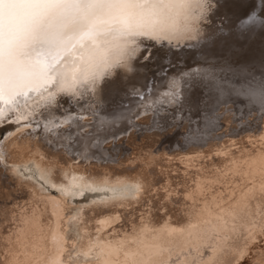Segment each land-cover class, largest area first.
<instances>
[{
  "label": "bare ground",
  "instance_id": "1",
  "mask_svg": "<svg viewBox=\"0 0 264 264\" xmlns=\"http://www.w3.org/2000/svg\"><path fill=\"white\" fill-rule=\"evenodd\" d=\"M244 4L212 0L193 23L195 33L173 39L170 66L154 49L149 68L165 72L146 91L138 57L101 85L107 102L135 84L147 101H164L154 112L108 130L86 112L87 104L61 99L60 112L74 108L73 116L86 115V129L94 126L83 131L84 143L107 138L99 149L81 155L79 141L71 151L51 147L27 139L26 128L3 141L11 147L9 168L0 169V264H264V112L230 93L217 104L211 91L202 102L211 82L195 75L211 69L233 84L264 76V34L238 31ZM188 22L181 16L177 26ZM125 72L132 79L121 80ZM173 76L181 79L180 104L164 95ZM139 103L133 98L134 111ZM160 108L169 115L157 119L175 125L164 133L152 124ZM96 111L111 119L103 107ZM177 111L179 119L171 121Z\"/></svg>",
  "mask_w": 264,
  "mask_h": 264
},
{
  "label": "snow or ice",
  "instance_id": "2",
  "mask_svg": "<svg viewBox=\"0 0 264 264\" xmlns=\"http://www.w3.org/2000/svg\"><path fill=\"white\" fill-rule=\"evenodd\" d=\"M211 4L212 0H0V169L7 171L6 161L10 159L6 152L11 146L3 141L25 128L27 139L39 138L55 148L71 151L72 145L79 141L81 155L108 143L107 138L101 141L99 137L84 143L80 137L87 130L83 125L87 117L83 113L73 116L74 108L60 112L63 98L69 104L75 101L81 108L87 104L86 112L108 130L121 121L131 122L154 112L164 101H147L135 84L131 90L127 86L122 92L116 90L107 102L101 99V85L115 76V69L126 67L128 60L138 57L136 71L146 77V91L148 83L155 76H163L165 67L171 65L169 52L175 46L173 39L183 32L195 33L193 23L205 17ZM244 7L238 31L251 36L264 34V0L259 4L256 0L250 3L245 0ZM181 16L189 21L182 29L177 26ZM154 49L163 53L161 64L168 62L165 67L149 68L157 58ZM150 71L152 76L147 75ZM195 75L211 82L203 86L202 102L211 91L217 93V104L230 93L243 97L248 105H258L264 112V76L233 84L217 79L211 69L197 71ZM124 78L132 79L127 72L121 80ZM166 86L170 89L164 94L169 97L167 103L180 104L181 79L173 76ZM133 98L140 100L135 111ZM101 107L110 120L96 111ZM163 111L160 108L156 116ZM172 119H179L178 111L172 114ZM152 124L162 133L175 126L166 118H154ZM64 125L68 126L66 131L61 130ZM134 187L139 190L140 185ZM88 188L108 190L91 185ZM239 255L244 256L245 252Z\"/></svg>",
  "mask_w": 264,
  "mask_h": 264
},
{
  "label": "rangeland",
  "instance_id": "3",
  "mask_svg": "<svg viewBox=\"0 0 264 264\" xmlns=\"http://www.w3.org/2000/svg\"><path fill=\"white\" fill-rule=\"evenodd\" d=\"M259 64H261V65L263 64V66H264V61L261 62V63H259ZM257 65H258V64H257ZM257 65H256V69L259 67V65H258V66H257ZM261 65H260V66H261ZM254 67H255V66H254ZM256 69H255V70H256ZM259 69H261V68H259ZM257 70H258V69H257ZM261 70H262V69H261ZM261 70H260V71H261ZM263 70H264V68H263ZM263 70H262V71H263ZM166 114H167V115H166ZM161 115H162V116H163V115H164V116H168L169 114L163 112V113H161ZM155 118H157V116H155ZM212 118H213V117H212ZM170 120L173 121L172 118H171ZM176 121H177V120H176ZM94 125H96V122H95V121H94ZM93 127H94V126H93ZM93 127H90L91 129H90V128H88V129L91 130V131H93V129H94ZM88 129H87V130H88ZM177 140L181 141V140H183V137H178ZM113 152H114V153H117L118 151L116 152V151L114 150V151H110L109 153L114 154ZM116 155H117V154H116Z\"/></svg>",
  "mask_w": 264,
  "mask_h": 264
},
{
  "label": "water",
  "instance_id": "4",
  "mask_svg": "<svg viewBox=\"0 0 264 264\" xmlns=\"http://www.w3.org/2000/svg\"><path fill=\"white\" fill-rule=\"evenodd\" d=\"M50 191H53V189H50Z\"/></svg>",
  "mask_w": 264,
  "mask_h": 264
}]
</instances>
